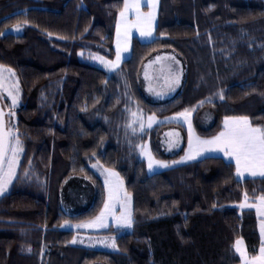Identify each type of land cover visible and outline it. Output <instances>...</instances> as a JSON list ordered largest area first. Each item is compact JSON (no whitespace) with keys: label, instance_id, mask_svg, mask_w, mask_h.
<instances>
[{"label":"trees","instance_id":"16d2710c","mask_svg":"<svg viewBox=\"0 0 264 264\" xmlns=\"http://www.w3.org/2000/svg\"><path fill=\"white\" fill-rule=\"evenodd\" d=\"M122 2L0 0V32L7 33L0 65L19 78L14 121L24 145L19 179L0 198V264H238V238L258 254V215L239 205L245 192L251 202L264 195V177L240 180L221 156L150 174L140 142L171 160L185 151L186 129L167 122L139 135L127 123L135 107L161 118L188 109L202 137L219 133L225 116L264 126V0H160L154 40L134 37L130 57L109 73L80 53L115 57ZM164 51L182 60L184 77L174 98L155 102L142 71ZM171 126L182 129L184 142L168 153L162 138ZM97 160L117 170L133 196L130 230L100 232L116 235L117 250L73 243L76 231L62 227L103 208L106 190L90 167ZM80 175L94 182L92 201L68 213L62 192Z\"/></svg>","mask_w":264,"mask_h":264},{"label":"snow or ice","instance_id":"6c2138e0","mask_svg":"<svg viewBox=\"0 0 264 264\" xmlns=\"http://www.w3.org/2000/svg\"><path fill=\"white\" fill-rule=\"evenodd\" d=\"M158 0H123L120 7L118 18L116 21V41H115V60H106L103 56H95L105 67L110 70L119 68L122 53L128 51L129 40L132 31L135 29L141 37L150 38L154 30V22L157 16ZM144 7L148 10L144 11ZM27 23V21H25ZM17 31L19 25H17ZM6 32H0V35H6ZM51 36L52 34L49 33ZM83 53H81L82 55ZM161 61L168 63H159L158 69H153V75H149V68ZM180 62L174 56H156L154 60L148 61L144 66L143 75L145 80H157L161 87H167L169 91L174 90L175 86L180 83L183 69L176 67ZM153 89L149 87V91ZM19 78L13 69L0 65V98L10 99L11 107L17 105L18 96L20 94ZM6 93V96L3 94ZM223 99V93H219ZM208 102H211L209 98ZM203 104L204 101H200ZM9 117L14 112L7 113ZM132 120L128 127L133 132L136 131L135 125H139L141 132L145 130L144 117L137 112L131 113ZM191 112L185 109L177 112L174 117H166L159 123L187 122L188 137L187 151L181 161H172L176 164L182 161L192 160L201 156L207 151L222 152L225 157L235 161V169L237 176L244 173H251L253 176L259 173L264 176V126L254 125L248 116H225L223 120V128L211 138H202L195 134L191 120L189 119ZM183 118V121L180 118ZM157 122L155 114L147 117V127L151 128L153 123ZM167 137H175L174 141L170 140V146L179 143L178 132L170 131L165 133ZM143 154L147 157V166L149 170L154 165L168 167L169 162L156 160L151 152L144 145H139ZM23 152L22 142L20 140L19 131L15 125L8 127L5 121V112L0 107V194H3L13 183L18 180L17 170L20 166V155ZM101 167L104 175V187L107 191V198L104 200L103 208L99 215L94 219L78 223L75 225L77 229H104L109 227V221L115 222L117 227H130L133 223L131 211V194L124 188L123 180L120 174L112 169L103 168L100 165L93 167ZM245 201H247V193L245 192ZM258 203L254 205L258 214L264 217V195L257 198ZM245 205H241L244 207ZM68 223L67 221L65 222ZM260 233L264 237V220L260 223ZM108 237L100 240V243H106ZM75 237L73 243H75ZM242 240L235 242V250L240 254L243 264H264V239H262L258 254L249 258L246 249L242 246ZM112 246L115 247V241L112 240Z\"/></svg>","mask_w":264,"mask_h":264},{"label":"rangeland","instance_id":"374dc122","mask_svg":"<svg viewBox=\"0 0 264 264\" xmlns=\"http://www.w3.org/2000/svg\"><path fill=\"white\" fill-rule=\"evenodd\" d=\"M142 2H143V0H142ZM159 4H160V0H158L157 16H156V20L154 22V30H153V33H152V37H150V38L141 37L139 32L134 29L132 31L131 35H130L128 51L122 53V60H121L120 66L131 55L132 42H133V38L134 37H137L142 42H150V41L154 40V38L156 37V26H157V21H158V14H159ZM147 10H148V8L144 7V11H147ZM115 41H116V33H115ZM81 53H83V54L81 55ZM81 53H80V56L85 61H88V62H90L92 64H95V65L99 66L100 68L108 71L109 73L115 71V70H110L109 68L105 67V65L102 64L98 59L94 58L95 56H103V55H101L99 53H96V52H92V51H82ZM158 55H160V56H174L176 58V60H178L180 62V64L176 65V67L182 68L183 71H182V74H181L180 83L178 85H176L174 90H172V91H169L167 87H161L160 83H158L157 80H145L144 75H143V71H142V79H143V84L145 86L144 88H145V91H146L147 98L149 100L155 101V102L166 101V100H169L171 98H174L175 95L177 94L180 86L182 85L183 77H184V65H183V62L177 56V54L174 51H164V52L158 53L157 55L151 57L148 61L154 60L155 57L158 56ZM103 57H105L106 60H111V61L115 60V57L114 58H108L106 56H103ZM148 61L146 62V64H148ZM159 63H165L166 64V63H168V61H161V62H158L155 65H152L149 68V75L150 76L153 75V69H158L159 68ZM7 68H9V67H7ZM15 74H16V72H15ZM16 77H18L17 74H16ZM19 86H20V82H19ZM149 87H151L153 90L149 91ZM20 89H21V86H20ZM6 95H7L6 93L3 94V96H6ZM21 96H22V90L20 91V94L18 96L17 105L14 108L11 107L10 99H4V98H1V99L3 100V102L6 105V107L8 108V110L14 112L16 107H18L21 104ZM137 111H138V109L135 108V107H132L130 109L129 121L127 123V126L129 124V122L133 119L131 113L137 112ZM139 112L144 117L145 130H144V132H141L140 129H139V125L136 124L135 125L136 131L134 132L135 134L141 135V134L145 133L147 130L155 127L156 125L162 124V123H159V121L164 120V118H161V117L155 115L157 117V122L153 123L151 128H148L147 127V117L149 115L144 113V112H142V111H140V110H139ZM190 112H191V115H190L189 119L191 120L192 128H193L195 134L200 136L197 133V131L195 129V126H194L193 112L192 111H190ZM14 117H15V113H14L13 116L8 117V119H9L8 126L9 127H12L13 125H15ZM168 117L171 118V117H174V115H171V116H168ZM211 119H212L211 117L207 116L206 124H210ZM180 120L183 121V118L181 117ZM165 123H167V122H165ZM182 124L185 127V129H186V134H187V137H188V125H187V122H182ZM128 128H129V130L133 131L131 127H128ZM170 131L178 132L180 134L179 143L178 144H173V145L170 146L169 141L170 140L174 141L176 139L175 137H167L165 135V133H168ZM200 137H202V136H200ZM202 138H211V137H202ZM162 141H163L164 149L168 153H173V152L178 151L182 147L183 142H184V136H183L182 129L180 127H176V126H171V127L167 128L165 130L164 134H163ZM21 142H22V140H21ZM139 145L146 146V148L151 152V154L154 157V159L163 160V161H168L169 162L168 167H162V166H159V165H154L153 169L149 170V168L147 166L148 172L150 174H153V173H156V172H160V171H163V170H166L168 168L175 167V166H178V165H181V164H186V163H189V162H193L195 160H198V159H201V158H204V157H208V156H221V157L225 158L226 160L235 163L234 160H230L228 157H225L222 152L207 151V152L203 153L201 156L196 157L195 159L182 161V162H179V163H176V164H172V161H181V157H183L185 155L186 151H187V143H186V148H185V151L183 152V154L180 155L178 158H174V159H171V160L157 158L154 155L153 151H152L151 144H150L149 140H145L143 142H140ZM139 145H138L139 155H140V157L142 159H144L146 161V164H147L148 163L147 162V157L143 154V152L141 151V148L139 147ZM22 147H23V152L20 155V165H21V162H22L23 154H24L23 142H22ZM93 165H100V166H103V168L112 169V170L118 172L117 170H115L113 168H109V167L104 166L101 162H99V160L90 163L91 169L93 170V172H95V174L98 177L101 178V180L103 181V185H104V175L102 174V168L99 167V166L98 167H93ZM19 169H20V166H19V168L17 170V174L19 172ZM120 177L123 180L124 188L128 192V190L126 188V184H125L124 178L121 175H120ZM255 177H264V176H261L259 173H257L256 175L253 176L251 173H247L246 172L242 176H239L238 178L240 180H244L246 178H255ZM11 186L3 194H0V198L9 192ZM93 190H94V182L89 177L83 176V175L73 176L71 179H69L67 181V184L65 185V188H64V190L62 192V206L64 207L65 211H67L68 213H77V212L84 211L91 204L92 196H93ZM128 193H130V192H128ZM106 198H107V191H106ZM257 203H258L257 199H256L255 202H251L249 200V198L247 197V201H245V199H244L243 202L239 206H240L241 209H245V208H253V209H255V211H256V213L258 215V228H259V232H260V223H261L262 220H264V217L260 216L258 214L256 208L254 207V205L257 204ZM242 204L245 205V206L241 207ZM131 211H132V219H133V196H132V194H131ZM94 218H92V219H94ZM92 219H88V220H84V221H77V222L67 221L68 223L66 224L64 222L62 227L66 228V229H73L74 231L76 230V231H82L83 232L82 234H79V235L75 236L76 243L83 244V245L88 246V247L102 248V249H107V250H117L118 249V244H117V241H116V235H113V234H102V233H100L101 231L106 230V229L110 228L111 226H113L114 229H120L121 232L129 231L130 228H131V226L130 227H127V226L117 227L115 222H113L111 220L108 222L109 223V227L104 228V229H77L75 227V225L78 224V223L87 222V221H90ZM260 235H261V233H260ZM105 237L109 238L108 241L106 243H100L99 241L102 240ZM113 239L115 241V245H116L115 247L112 246V240ZM238 239L242 240V242H243L242 246L246 249L247 256L249 258H251L252 255L249 254L248 248H247V245H246L244 239L243 238H238ZM262 239H264V237L261 236V242H262ZM238 255L240 256L239 253H238ZM238 264H243V260H242L241 257H240V263H238Z\"/></svg>","mask_w":264,"mask_h":264},{"label":"water","instance_id":"95a60500","mask_svg":"<svg viewBox=\"0 0 264 264\" xmlns=\"http://www.w3.org/2000/svg\"><path fill=\"white\" fill-rule=\"evenodd\" d=\"M0 107H3V109H4V112H5V121H6V124H7V126H8V124H9V119H8V115H7V113L9 112V110L5 107V105H4V102H3V100L0 98ZM9 127V126H8Z\"/></svg>","mask_w":264,"mask_h":264},{"label":"crops","instance_id":"0c3cea01","mask_svg":"<svg viewBox=\"0 0 264 264\" xmlns=\"http://www.w3.org/2000/svg\"><path fill=\"white\" fill-rule=\"evenodd\" d=\"M75 231H76V230H75ZM82 233H83L82 231H76V232H75V236H76V235H79V234H82ZM85 233H86V232H85Z\"/></svg>","mask_w":264,"mask_h":264}]
</instances>
